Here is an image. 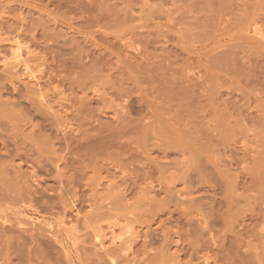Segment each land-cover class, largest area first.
<instances>
[{
	"label": "rangeland",
	"instance_id": "obj_1",
	"mask_svg": "<svg viewBox=\"0 0 264 264\" xmlns=\"http://www.w3.org/2000/svg\"><path fill=\"white\" fill-rule=\"evenodd\" d=\"M0 264H264V0H0Z\"/></svg>",
	"mask_w": 264,
	"mask_h": 264
},
{
	"label": "bare ground",
	"instance_id": "obj_2",
	"mask_svg": "<svg viewBox=\"0 0 264 264\" xmlns=\"http://www.w3.org/2000/svg\"><path fill=\"white\" fill-rule=\"evenodd\" d=\"M14 56V55H13ZM17 56V55H16ZM20 56V55H19ZM15 60V59H14Z\"/></svg>",
	"mask_w": 264,
	"mask_h": 264
}]
</instances>
